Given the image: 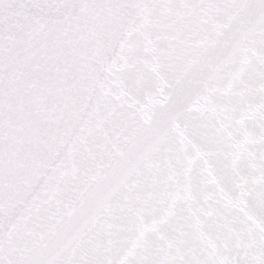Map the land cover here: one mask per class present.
<instances>
[{"label": "water", "instance_id": "95a60500", "mask_svg": "<svg viewBox=\"0 0 264 264\" xmlns=\"http://www.w3.org/2000/svg\"><path fill=\"white\" fill-rule=\"evenodd\" d=\"M210 34V91L190 136L138 138L68 214L40 190L67 156L71 180L105 153L128 65L182 30ZM0 258L5 264H264V7L96 20L0 36ZM133 169L136 171L134 172ZM51 169H48L50 171ZM122 182L128 188L116 189ZM108 211L96 219L102 201Z\"/></svg>", "mask_w": 264, "mask_h": 264}, {"label": "snow or ice", "instance_id": "6c2138e0", "mask_svg": "<svg viewBox=\"0 0 264 264\" xmlns=\"http://www.w3.org/2000/svg\"><path fill=\"white\" fill-rule=\"evenodd\" d=\"M167 39L164 48L151 39L145 41L144 51L151 59H141L127 66L131 88L112 114L118 131L99 160L89 168L80 169L71 180L60 176L67 171L66 155L44 162L40 190L49 199L59 202L63 214L71 212L92 193L114 163L142 135L158 131L164 122L171 136H190L201 128L195 114L204 110L206 95L211 90L201 74L205 53L214 39L210 34H193L190 29ZM8 163L9 152L5 146L0 150V169L6 168ZM126 188L127 182H122L116 191L123 193ZM110 201L111 197L100 203L97 220L106 214ZM0 264H5L2 258Z\"/></svg>", "mask_w": 264, "mask_h": 264}]
</instances>
